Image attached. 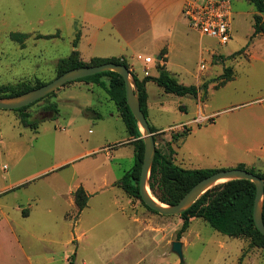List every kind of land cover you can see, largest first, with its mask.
<instances>
[{
  "label": "rangeland",
  "instance_id": "1",
  "mask_svg": "<svg viewBox=\"0 0 264 264\" xmlns=\"http://www.w3.org/2000/svg\"><path fill=\"white\" fill-rule=\"evenodd\" d=\"M231 1L233 34L227 45L202 37L184 18L185 53L180 54L179 42L174 50L171 70L178 81L187 86L207 84L206 95L196 100L191 95L167 93L157 84L149 87L146 113L150 127L155 129L156 152L168 155L173 148L175 163L183 168L232 169L236 167H225L226 155L243 153L240 147L224 143V113L216 115H220L218 126H211L216 117L197 119L199 106L208 114L241 99L233 93L237 84L214 87L224 72V62L231 66L230 60L242 54L231 55L243 53L253 41L256 8L248 0ZM81 33L91 35L78 16L64 14L61 0H0V85L54 80L57 62L79 51ZM14 34L29 37L17 42L12 39ZM106 38L107 34H99L98 45L85 42L84 58L105 52L102 44ZM126 40L116 37L112 50L116 58H125L129 70L133 66L141 79L143 64L136 57L153 53H147L142 45L128 48ZM202 63L205 68L199 70ZM233 65L237 71L245 66ZM151 73L158 75L155 66ZM102 80L109 83L108 77ZM52 103H57L55 114L46 108ZM28 112L39 120L38 129L25 127L18 112L0 110V264H83L82 259L101 264L111 244L125 240L131 245L116 258L122 261L129 255L125 264H180L172 251L183 224L180 216L154 213L139 198L112 185L133 168L136 152L135 139L127 133L107 91L95 83L75 81L34 104ZM188 129L189 136L180 143L181 134ZM179 135L180 141L173 140ZM77 186L97 190L81 212L71 202L70 192ZM28 212L30 216L24 217ZM134 216L146 222L139 225L133 222ZM82 233L87 234V240L79 244L76 240ZM185 234L188 245L183 248L184 264H264L262 249L250 247L247 239L218 232L203 219H196Z\"/></svg>",
  "mask_w": 264,
  "mask_h": 264
},
{
  "label": "crops",
  "instance_id": "2",
  "mask_svg": "<svg viewBox=\"0 0 264 264\" xmlns=\"http://www.w3.org/2000/svg\"><path fill=\"white\" fill-rule=\"evenodd\" d=\"M185 1L186 0H61V4L64 14L69 13L72 18L78 16L87 31L91 33V35L86 33L85 36L81 33L79 53L84 62H91L94 58H116L115 55L117 54L112 50V48L116 46L114 43L115 39L116 37H125L128 39L124 41L126 47L132 48V46L136 44L142 45L147 53H153L147 56L139 54L136 57L137 61L143 64L144 76L140 79L143 80L149 76L158 77L159 65L164 66L171 74L177 77L171 70V66L173 65L172 58L177 42H179L181 47L180 54L185 53L186 43L182 41L184 34L182 25L184 20L183 6ZM254 14H256V12ZM252 32H254V28ZM93 33L102 35L107 34L106 40L108 41L102 44V49L105 52L87 54L89 60H86L84 58L85 52L83 51L86 49L85 45L88 44L92 46L94 42L98 45L99 34L92 35ZM256 38L259 39L254 41ZM256 38L253 39L248 48L241 53L242 56L240 55L239 58L237 57L236 59L230 60L231 66L226 63L227 60L224 62L225 67L230 66L232 68L233 77L222 86V88L237 84L238 87L233 93L237 94L235 96H239L241 99L232 102L228 106H223L222 110L218 109L208 114L199 106L200 110L198 109L197 119H207V117H216V115L224 113V117L221 119L226 123L223 132L224 143L227 146L234 145L235 148L240 147L239 150L243 151L242 154L235 155L234 157L226 155L224 159L225 167H237L243 164L246 167L254 168L256 171L264 174V36H257ZM85 42L86 44H84ZM106 50L109 52H106ZM153 55L158 56L154 59L152 57ZM242 57H244V61H242ZM234 62L240 66H245L237 71L236 69L238 68H235L236 65H233ZM153 66L157 69V76H152L151 72ZM130 70L137 76V71L133 66H130ZM222 74L223 73L220 72V75ZM151 84L155 83L148 82L146 85L148 94ZM195 86L199 87L200 85L197 83ZM205 95L203 91H199L196 100H201V97ZM184 109H186V107ZM237 116H241L240 119L236 118ZM219 117L220 115L216 117V120L211 126L220 125ZM195 118L196 117L193 119ZM191 120L192 119L187 120L186 122H190ZM118 180L119 179L112 182V185ZM13 186L14 185L8 186L4 190L11 189ZM78 187L79 186H77V188ZM84 187L89 194V198L97 193L96 189L91 190L87 186ZM75 189L76 188L70 192L73 198L71 202L74 205L73 192ZM23 216L29 217L30 213L28 212L27 215ZM132 219L133 222L139 225H143L146 222L144 219L137 216L132 217ZM195 220L196 219L191 220L190 226ZM190 226L186 232H188ZM185 233L181 239L183 248L188 245ZM86 235L87 234L82 233L76 241L79 244H83L84 240H87L85 238ZM17 240H19V237ZM69 242H71V240ZM130 243V240L122 241V244L117 242L113 245L112 243L110 248L107 249L108 251L104 254L107 258L102 259L101 264H125L129 255L122 259V261L116 258L124 252L123 250L131 245ZM118 244L121 246H118ZM113 246L114 248H112ZM22 252L25 254L24 250H22ZM110 255L112 256L109 257ZM74 256L78 259V253ZM25 257L31 262L30 257L26 254ZM68 259H66L67 262H69ZM82 262L83 264H88L86 259H82Z\"/></svg>",
  "mask_w": 264,
  "mask_h": 264
},
{
  "label": "trees",
  "instance_id": "3",
  "mask_svg": "<svg viewBox=\"0 0 264 264\" xmlns=\"http://www.w3.org/2000/svg\"><path fill=\"white\" fill-rule=\"evenodd\" d=\"M248 1L256 8V14L253 16L254 33L251 37L252 41L257 36H264V0ZM27 37L29 36L26 34L12 35V39L17 42H23L27 39ZM38 37L41 38L44 36L39 35ZM238 54L240 55L241 52L233 54L231 57ZM110 62L125 65L129 69V65L124 58H94L91 62H84L80 57L79 51L74 50L68 57L62 58L57 62V76L71 69L92 65H101ZM158 71V77L149 76L143 80L138 79L134 75L141 108L146 117L149 100V94L146 88L148 82H154L158 86L162 87L167 93L181 96L191 95L193 97H197L199 91H203L205 94L207 92V84H203L202 87H197L195 85L187 86L180 83L178 79L164 66L159 65ZM103 77L109 78L108 84L102 80ZM232 77V68L230 66L225 67L223 74L219 77V82L215 85V88L224 86L232 79ZM77 81L95 83L97 86L105 89L110 98L115 102L120 116L126 126L127 133L130 137L135 139L133 145L136 152L135 164L133 168L127 171L121 179L115 182V185L123 189L124 192H126L130 197L139 198L143 202L140 195L139 183L144 159L145 145L142 140V133L138 126V122L127 104L126 89L123 77L116 72L107 71ZM71 83L72 82H69L66 85ZM44 84L46 83L40 80H37L34 85L29 81L22 80L16 83L0 85V99L19 96ZM57 91L49 94L45 98L55 95ZM43 99H40L23 108L12 110L19 113V119L25 127H30L32 129L39 128V120L34 119L32 113L28 112V109ZM46 108L53 113L57 112V103H52ZM151 130L152 132L155 131L153 127H151ZM190 132L191 129H188L186 132L181 134L182 136H173V140L178 142L180 141L179 138L181 136L180 143H183L189 136ZM174 155H176V151L173 148L170 149V153L168 155L157 150L149 181L150 189L152 190L155 197L168 205L177 204L199 181L214 174L217 171L224 169L183 168L175 163V159L173 158ZM236 168L247 170L264 179L263 173L258 172L255 169L250 170L243 164L238 165ZM157 180H159L158 183ZM74 196L77 208L81 212L87 207L89 196L83 187H79L75 191ZM255 198L256 186L252 181L249 180H233L208 190L199 199H197L189 209L179 215L183 221V224L180 230L177 232V241L182 239V236L189 228L192 219H203L218 232L232 238H240L244 240L247 239L250 242V247L260 248L264 252V236L257 229L253 217ZM145 206L154 213H157L146 204ZM243 256L244 253L242 258ZM180 264H184V262Z\"/></svg>",
  "mask_w": 264,
  "mask_h": 264
},
{
  "label": "water",
  "instance_id": "4",
  "mask_svg": "<svg viewBox=\"0 0 264 264\" xmlns=\"http://www.w3.org/2000/svg\"><path fill=\"white\" fill-rule=\"evenodd\" d=\"M107 71L116 72L123 77L126 89L127 104L136 118L144 138L145 151L139 183L140 195L143 202L161 215L179 216L184 211L189 209L197 199H199L204 193H206L215 185L221 182L233 180H249L252 181L256 186V198L253 213L254 222L257 229L264 236V179L247 170L232 168L217 171L214 174L199 181L177 204L174 205H168L161 202L160 200H155L149 187L151 169L156 156L154 134L151 130L148 119L141 108L134 75L131 74L130 70L125 65L110 62L101 65L85 66L68 70L65 73L57 76L54 80L38 88H34L24 94L15 97L1 98L0 110L12 111L23 108L45 98L69 82L77 81ZM172 251L179 256L181 260L180 263H182L184 261L183 242L174 241L172 243Z\"/></svg>",
  "mask_w": 264,
  "mask_h": 264
},
{
  "label": "built area",
  "instance_id": "5",
  "mask_svg": "<svg viewBox=\"0 0 264 264\" xmlns=\"http://www.w3.org/2000/svg\"><path fill=\"white\" fill-rule=\"evenodd\" d=\"M183 16L189 26L202 37L218 41L221 46L227 45L233 34V6L231 0H186ZM202 63L199 70H203Z\"/></svg>",
  "mask_w": 264,
  "mask_h": 264
},
{
  "label": "bare ground",
  "instance_id": "6",
  "mask_svg": "<svg viewBox=\"0 0 264 264\" xmlns=\"http://www.w3.org/2000/svg\"><path fill=\"white\" fill-rule=\"evenodd\" d=\"M153 196V195H152ZM154 197V196H153ZM155 198V200H157V201H159V199H157L156 197H154Z\"/></svg>",
  "mask_w": 264,
  "mask_h": 264
}]
</instances>
